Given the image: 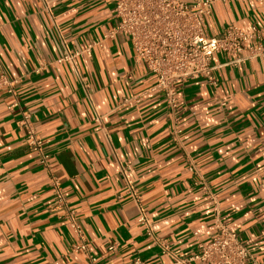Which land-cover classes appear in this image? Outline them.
<instances>
[{"label": "crops", "instance_id": "1", "mask_svg": "<svg viewBox=\"0 0 264 264\" xmlns=\"http://www.w3.org/2000/svg\"><path fill=\"white\" fill-rule=\"evenodd\" d=\"M112 24L105 0H0V75L14 81L0 89V264H86L68 250L77 238L25 144L22 112L99 264H181L173 258L218 223L264 264V61L214 54L215 86L176 83L171 113L127 37L101 40ZM205 25L255 26L264 44V2L215 1Z\"/></svg>", "mask_w": 264, "mask_h": 264}, {"label": "built area", "instance_id": "2", "mask_svg": "<svg viewBox=\"0 0 264 264\" xmlns=\"http://www.w3.org/2000/svg\"><path fill=\"white\" fill-rule=\"evenodd\" d=\"M105 1L110 4L113 24L103 31L101 40L115 35L127 37L134 64L140 68L144 67L153 76L154 83L150 90L162 94L171 113L176 107V83L202 77L211 87L215 86L212 73L214 66L210 63L214 54H222L225 58L222 64L230 66H237L253 59L264 61V44L261 42L260 30L255 26L240 29L234 25H226L214 35L207 33L205 18L210 14L211 5L215 1L228 0ZM93 44V42L87 44L82 50L64 47L63 55L57 62L70 61L82 53L89 54ZM12 83L14 81L0 75V89L12 93ZM176 120L173 117L172 131L177 134L180 130ZM19 125L25 133L27 148L34 154L36 163L48 174V185L56 205L63 212L65 223L77 238L75 242L69 244V252L82 253L86 264H99L87 250V243L73 210L64 204L59 181L49 165V154L25 112L21 114ZM188 170L193 171V167H188ZM195 184H198L203 192H209L202 178L199 177ZM137 221L146 225L144 213L140 208ZM159 247L162 251L167 249L164 241L159 242ZM114 249L115 244L107 247L109 251ZM173 261L181 264H257L237 235L219 223L207 241L196 242L193 254L186 258L174 257Z\"/></svg>", "mask_w": 264, "mask_h": 264}]
</instances>
